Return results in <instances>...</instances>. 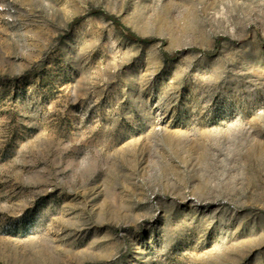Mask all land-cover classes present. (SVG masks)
I'll list each match as a JSON object with an SVG mask.
<instances>
[{
    "label": "rangeland",
    "instance_id": "obj_1",
    "mask_svg": "<svg viewBox=\"0 0 264 264\" xmlns=\"http://www.w3.org/2000/svg\"><path fill=\"white\" fill-rule=\"evenodd\" d=\"M0 264H264V0H0Z\"/></svg>",
    "mask_w": 264,
    "mask_h": 264
},
{
    "label": "trees",
    "instance_id": "obj_2",
    "mask_svg": "<svg viewBox=\"0 0 264 264\" xmlns=\"http://www.w3.org/2000/svg\"><path fill=\"white\" fill-rule=\"evenodd\" d=\"M92 13H100L102 14L105 18H107L108 20H111L113 22V24L119 28L123 34L128 37L129 39H133L135 41H140V42H149L150 39H143V38H140L138 37L133 31H131L129 28L125 27L121 21L119 20L118 17H116L115 15H111V14H108L102 10H93ZM76 20L78 19H75L74 22H76ZM74 22H72V24H74Z\"/></svg>",
    "mask_w": 264,
    "mask_h": 264
}]
</instances>
